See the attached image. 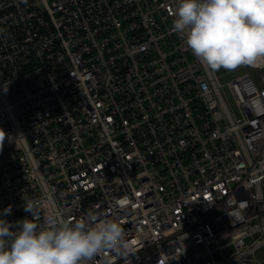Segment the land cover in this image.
I'll return each instance as SVG.
<instances>
[{"label": "built area", "instance_id": "1", "mask_svg": "<svg viewBox=\"0 0 264 264\" xmlns=\"http://www.w3.org/2000/svg\"><path fill=\"white\" fill-rule=\"evenodd\" d=\"M176 6L0 0L8 221L31 218L24 196L119 221L127 254L94 264H264V60L223 82L172 31Z\"/></svg>", "mask_w": 264, "mask_h": 264}, {"label": "clouds", "instance_id": "2", "mask_svg": "<svg viewBox=\"0 0 264 264\" xmlns=\"http://www.w3.org/2000/svg\"><path fill=\"white\" fill-rule=\"evenodd\" d=\"M172 31L212 70L255 66L264 60V0H177ZM23 201L31 218L8 221L11 205L0 212V264H94L104 251L128 252L127 231L117 220L92 210L77 219L55 209L42 217L39 200Z\"/></svg>", "mask_w": 264, "mask_h": 264}, {"label": "rangeland", "instance_id": "3", "mask_svg": "<svg viewBox=\"0 0 264 264\" xmlns=\"http://www.w3.org/2000/svg\"><path fill=\"white\" fill-rule=\"evenodd\" d=\"M244 71V69H234V70H225L223 68H221L220 70H218L217 72L221 75V79L223 82H227L229 80L234 79L238 74L242 73ZM252 72H254V70H251ZM2 157H5L6 155L1 153ZM264 252L261 251L260 255Z\"/></svg>", "mask_w": 264, "mask_h": 264}, {"label": "snow or ice", "instance_id": "4", "mask_svg": "<svg viewBox=\"0 0 264 264\" xmlns=\"http://www.w3.org/2000/svg\"><path fill=\"white\" fill-rule=\"evenodd\" d=\"M121 203H127V201H122Z\"/></svg>", "mask_w": 264, "mask_h": 264}]
</instances>
